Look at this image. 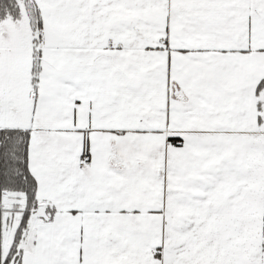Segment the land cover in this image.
<instances>
[{
    "label": "snow or ice",
    "instance_id": "obj_1",
    "mask_svg": "<svg viewBox=\"0 0 264 264\" xmlns=\"http://www.w3.org/2000/svg\"><path fill=\"white\" fill-rule=\"evenodd\" d=\"M0 264H264V0H0Z\"/></svg>",
    "mask_w": 264,
    "mask_h": 264
}]
</instances>
